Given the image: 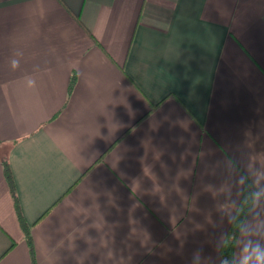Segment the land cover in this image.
<instances>
[{"label":"crops","instance_id":"1","mask_svg":"<svg viewBox=\"0 0 264 264\" xmlns=\"http://www.w3.org/2000/svg\"><path fill=\"white\" fill-rule=\"evenodd\" d=\"M4 160L38 264H220L264 169V0H0V264H33Z\"/></svg>","mask_w":264,"mask_h":264},{"label":"clouds","instance_id":"2","mask_svg":"<svg viewBox=\"0 0 264 264\" xmlns=\"http://www.w3.org/2000/svg\"><path fill=\"white\" fill-rule=\"evenodd\" d=\"M18 66L19 60L12 59L11 67L16 69ZM28 84L30 87L34 86L35 81L29 78ZM250 179L254 186L260 185V182L264 181V169H254L250 174ZM249 198L254 207L258 208L264 201V186L256 187L250 193ZM232 219L235 220V218ZM237 228L239 232L238 251L230 256L222 257L220 264H264V218L256 212L250 220L239 221ZM197 257L198 254H194L193 264H196Z\"/></svg>","mask_w":264,"mask_h":264},{"label":"trees","instance_id":"3","mask_svg":"<svg viewBox=\"0 0 264 264\" xmlns=\"http://www.w3.org/2000/svg\"><path fill=\"white\" fill-rule=\"evenodd\" d=\"M74 82H75V75L72 76L71 81H70V88H69L70 91L73 88ZM3 165H4V171H5L6 179L8 181L10 191H11L13 198H14L15 209L17 211L18 218H19L20 224L22 226V229L25 233L26 240H27L29 247H30V254L32 257V262H33V264H38L37 259H36V255H35L34 245H33L31 228H30V225L28 224V222L26 221V219L22 213L21 204H20V201L18 198V194H17V190H16V183L14 180V176H13L11 166H10L8 160H4ZM255 189H256V186H254L251 183V181H247L242 200H241L240 205L238 206L237 211H236L235 221L232 225V228L229 232V235H228V238L226 239V242L222 246V250H221L222 257L230 256L232 253L235 252L236 240L239 236L237 224L239 223V221H244L246 219V217H247V215H248V213H249V211L253 205L251 199L249 198L250 193L252 191H254Z\"/></svg>","mask_w":264,"mask_h":264}]
</instances>
